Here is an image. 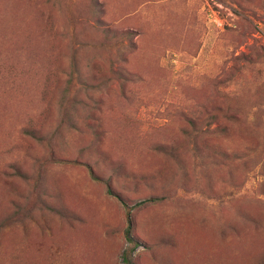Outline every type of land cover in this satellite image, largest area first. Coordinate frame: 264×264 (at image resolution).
Instances as JSON below:
<instances>
[{
  "label": "rangeland",
  "instance_id": "rangeland-1",
  "mask_svg": "<svg viewBox=\"0 0 264 264\" xmlns=\"http://www.w3.org/2000/svg\"><path fill=\"white\" fill-rule=\"evenodd\" d=\"M129 251L264 264V0H0V264Z\"/></svg>",
  "mask_w": 264,
  "mask_h": 264
},
{
  "label": "trees",
  "instance_id": "trees-1",
  "mask_svg": "<svg viewBox=\"0 0 264 264\" xmlns=\"http://www.w3.org/2000/svg\"><path fill=\"white\" fill-rule=\"evenodd\" d=\"M131 224H132V223H131V220L129 219V225H128L129 227H128V232H127V234H128V237H129L130 240H132V239L130 238V236H129V235H130ZM131 250H132V249H131ZM130 252H131V251H129V252H127V253L124 254V261H125L126 264H132L131 259H130V257H129Z\"/></svg>",
  "mask_w": 264,
  "mask_h": 264
}]
</instances>
